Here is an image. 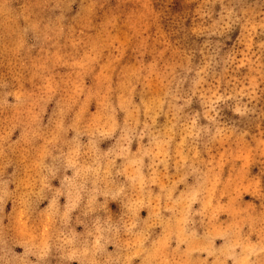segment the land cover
Wrapping results in <instances>:
<instances>
[{
    "label": "clouds",
    "instance_id": "obj_1",
    "mask_svg": "<svg viewBox=\"0 0 264 264\" xmlns=\"http://www.w3.org/2000/svg\"><path fill=\"white\" fill-rule=\"evenodd\" d=\"M0 264H264V0H0Z\"/></svg>",
    "mask_w": 264,
    "mask_h": 264
}]
</instances>
